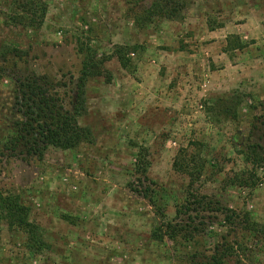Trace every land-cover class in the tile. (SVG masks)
<instances>
[{
    "label": "rangeland",
    "instance_id": "obj_1",
    "mask_svg": "<svg viewBox=\"0 0 264 264\" xmlns=\"http://www.w3.org/2000/svg\"><path fill=\"white\" fill-rule=\"evenodd\" d=\"M48 1L37 33L7 28L0 18V68L45 77L69 111L82 49L109 59L112 81L87 85V111L78 122L91 142L70 151L51 147L40 160L5 148L21 117L13 112V82L0 72V192L31 209L46 243L30 250L27 234L0 219V264H191L192 253L214 255L225 242L234 247L225 264H264V235L254 241L222 215L196 221L206 224L199 248L152 239L155 228L174 221L189 191L264 227V182L230 185L246 169L240 139H248L251 119L207 112L215 97L235 91L264 101V0H186L181 20L148 27L135 19L151 0L138 7L130 0ZM117 46L137 49L128 69L114 57ZM182 152L206 165L191 187L173 167ZM142 163L147 175L138 171Z\"/></svg>",
    "mask_w": 264,
    "mask_h": 264
},
{
    "label": "trees",
    "instance_id": "obj_2",
    "mask_svg": "<svg viewBox=\"0 0 264 264\" xmlns=\"http://www.w3.org/2000/svg\"><path fill=\"white\" fill-rule=\"evenodd\" d=\"M150 0H130L131 4L138 7ZM0 18L2 24L25 32H39L46 21L48 0H0ZM187 9L186 0H151L135 23L138 26L148 27L156 22L181 20ZM242 48V45H240ZM7 53H18L19 49L14 45H3ZM136 48L117 46L114 57L124 69L132 65L128 56L135 54ZM84 61L77 86L76 103L73 111L66 110L56 86L45 77L35 74L22 76L9 75L8 69L0 68V72L14 85L13 112L21 118L13 125L15 135L11 136L5 145L7 150L13 153H21L27 156L43 159L49 148L63 151L78 149L82 144L91 142L90 130L80 127L78 118L86 113V88L91 79L105 78L112 81V76L106 70L109 59L99 58L91 48L82 49ZM208 114L220 120H237L244 114L251 119L249 124L248 139L243 143L241 155L246 169L237 173L234 179H230V185L242 188H256L264 182V101L254 98L251 93L235 91L232 94H224L214 98V102L207 107ZM242 138V137H241ZM235 142L239 138L235 137ZM197 144V143H196ZM138 171L147 175L144 163L137 165ZM177 173L186 175L190 179V187L201 179L206 165L199 156L188 157L180 153L173 165ZM147 197V195H146ZM148 198V197H147ZM196 214L194 216L193 214ZM224 216L223 223L234 226L239 232H243L254 241L264 235V227L252 220L248 214L224 208L219 201L209 196L187 193L185 201L177 206L176 218L169 223H163L152 232V239L163 242L165 239L175 244L193 245L199 248V240L206 230V218L218 219ZM31 209L19 202L17 197L5 195L0 192V219L7 221L11 229H18L27 234V245L30 250L37 252L46 248V243L36 226L30 221ZM187 216V222L182 221ZM261 240V238H260ZM240 250L242 249L239 247ZM215 254L208 256L206 251H196L189 257L191 264H225L226 253L234 252V247L225 242L224 245H216ZM237 264H240L238 262Z\"/></svg>",
    "mask_w": 264,
    "mask_h": 264
}]
</instances>
